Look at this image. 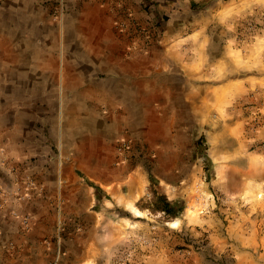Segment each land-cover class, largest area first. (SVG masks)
I'll return each instance as SVG.
<instances>
[{"label": "rangeland", "instance_id": "obj_1", "mask_svg": "<svg viewBox=\"0 0 264 264\" xmlns=\"http://www.w3.org/2000/svg\"><path fill=\"white\" fill-rule=\"evenodd\" d=\"M136 5L119 22L132 42L128 52L155 46L163 82L194 105L183 109L174 141V126L158 124L145 141L126 132L108 147L103 161L120 176L98 187L101 198L88 189L91 202L77 217L88 227L97 217L102 234L91 239L83 264H264V0ZM73 43L58 40V52H73ZM124 139L131 145L127 160L117 153ZM119 193L138 195L142 214L121 204ZM160 197L181 209L176 217L156 207ZM195 208L200 214L189 217ZM64 239L73 248L82 238Z\"/></svg>", "mask_w": 264, "mask_h": 264}, {"label": "crops", "instance_id": "obj_2", "mask_svg": "<svg viewBox=\"0 0 264 264\" xmlns=\"http://www.w3.org/2000/svg\"><path fill=\"white\" fill-rule=\"evenodd\" d=\"M136 3L0 0V264H83L102 234L97 217L90 227L77 217L88 189L101 198L98 187L120 176L103 161L108 147L126 132L145 141L158 124L174 126V141L192 111V98L163 82L155 46L128 52L119 22ZM58 40L74 51L59 53ZM68 236L82 239L71 248Z\"/></svg>", "mask_w": 264, "mask_h": 264}, {"label": "bare ground", "instance_id": "obj_3", "mask_svg": "<svg viewBox=\"0 0 264 264\" xmlns=\"http://www.w3.org/2000/svg\"><path fill=\"white\" fill-rule=\"evenodd\" d=\"M138 120H139V119H138ZM140 178H142V177H140V175H138V179H140ZM136 179H137V176H136ZM139 185H140V186L138 187L139 189H138V191H137V194H140V193L142 192V190H143V186H144L143 182H140ZM131 187H132V186H131ZM117 193H118V191H117ZM137 196H138V195H136V197H137ZM136 197H135V198L128 197V196L123 195L122 193H119V194H118V200H119V202H120L121 204H123L128 210H130V211H132V212H134V213H136V214H142V212L137 208V206H136V204H135V202H136ZM200 212H201V211H198L197 208H195V209H189V211H188V216H189V217H194V216L196 217V216H198V215L200 214ZM124 220H125V219H124ZM178 223H179V220H175V221H173L171 224H172L173 226H177ZM126 224H128V223H127V220H125V222H123L122 224H120L119 227L125 226ZM92 259H93L92 256L89 257V260H92Z\"/></svg>", "mask_w": 264, "mask_h": 264}, {"label": "built area", "instance_id": "obj_4", "mask_svg": "<svg viewBox=\"0 0 264 264\" xmlns=\"http://www.w3.org/2000/svg\"><path fill=\"white\" fill-rule=\"evenodd\" d=\"M131 150L130 140H122L117 148L118 155L123 159L127 160L129 158V153ZM26 185L30 188H33L35 186V183L32 179L26 180ZM22 224L26 230H30L31 228V219L29 216H23L21 217Z\"/></svg>", "mask_w": 264, "mask_h": 264}, {"label": "trees", "instance_id": "obj_5", "mask_svg": "<svg viewBox=\"0 0 264 264\" xmlns=\"http://www.w3.org/2000/svg\"><path fill=\"white\" fill-rule=\"evenodd\" d=\"M194 5L197 6V4H194ZM202 5H204V3L200 4L199 6H202ZM158 201H157L156 207L159 208L161 211H163L166 215L176 217L181 211V209H178L176 205L171 204L167 199L163 197L158 198Z\"/></svg>", "mask_w": 264, "mask_h": 264}]
</instances>
